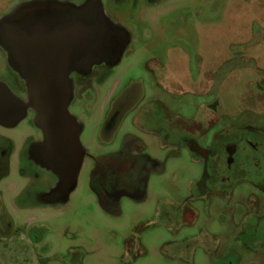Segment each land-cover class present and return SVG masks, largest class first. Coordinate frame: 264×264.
I'll use <instances>...</instances> for the list:
<instances>
[{
    "label": "rangeland",
    "instance_id": "1",
    "mask_svg": "<svg viewBox=\"0 0 264 264\" xmlns=\"http://www.w3.org/2000/svg\"><path fill=\"white\" fill-rule=\"evenodd\" d=\"M259 120L264 0H0V264H264Z\"/></svg>",
    "mask_w": 264,
    "mask_h": 264
},
{
    "label": "flooded vegetation",
    "instance_id": "2",
    "mask_svg": "<svg viewBox=\"0 0 264 264\" xmlns=\"http://www.w3.org/2000/svg\"><path fill=\"white\" fill-rule=\"evenodd\" d=\"M262 122V120H259L255 123H244L242 127L243 133L240 135V142L242 147V162H244V166H246L247 168L253 169L254 175L252 176L254 179L252 177L246 176V178H243V180L245 181L246 185L250 186L252 189H255L257 192L264 196V123ZM0 124L3 126L8 125L6 123ZM33 140L34 139H31V141L28 143L27 155L32 153L31 149L33 148L34 144ZM7 142V144L0 145V149H3V153L7 154L6 157L8 159V155L13 151V146L9 144V141ZM194 144L195 143H191V146H194ZM20 156V158L23 157L22 155ZM255 207H258V203L254 204L253 214L246 213V219H251L255 222L264 221V207L263 209H258Z\"/></svg>",
    "mask_w": 264,
    "mask_h": 264
},
{
    "label": "crops",
    "instance_id": "3",
    "mask_svg": "<svg viewBox=\"0 0 264 264\" xmlns=\"http://www.w3.org/2000/svg\"><path fill=\"white\" fill-rule=\"evenodd\" d=\"M242 52L240 53V54H238V56H236V57H229L228 59H226L224 62H223V64H225V67H226V63L228 62V61H231V60H237V59H239V58H241L242 57ZM239 57V58H238ZM184 58H185V60H186V62H187V66L185 67V73H186V75H188V80H189V87H187L188 89H193L194 87L199 91V92H201V93H203V92H205L206 91V89H202L203 91H200L199 90V87H200V85H199V80H194L193 79V75H194V71H196V77H198V78H201V76H203V74H200V72H198V67H197V69L195 68H193V63H191V62H189L190 61V59H189V57L187 56V55H184ZM197 58V57H196ZM170 60H171V58H169L168 56H166V58L163 60V67L161 68V70H159L158 71V77L160 78L159 79V81H158V84H159V86L161 87V90H166L167 92H170V91H172V84L173 83H177L178 85L180 84V82H181V80L180 79H178L177 78V81H174V80H172V79H170V77H169V75L168 74H166V72H165V69L168 67V64L170 63ZM198 65V64H197ZM194 67H196V66H194ZM231 71V70H230ZM254 73H256V72H254ZM195 76V75H194ZM257 78H260V75L259 74H257L256 73V75H255ZM196 82V83H195ZM154 85L156 86V83H154ZM153 85V86H154ZM154 86V87H155ZM191 86V87H190ZM157 89V88H156ZM156 89H155V92H154V95H155V101L157 100V101H159V102H162V100H164V98L162 97V94H161V90H159V92L158 93H156ZM170 90V91H169ZM110 92H112V89L111 90H109V91H107V96L105 97V99H104V103H103V105H104V107H103V114H104V112H105V110H107V109H115L116 111H117V109H118V107H115V106H113V107H109L110 106V103H111V100H112V97H110ZM248 93V91H246V94ZM158 96V97H157ZM157 109H160V107H156V108H154V110H157ZM118 112V111H117ZM117 112H115L114 114H112V116H113V118H114V116L117 114ZM118 115V114H117ZM130 118V117H129ZM128 118V116H124V118L122 119V123H123V125L124 124H126V122H130V120H128L129 119ZM132 118V117H131Z\"/></svg>",
    "mask_w": 264,
    "mask_h": 264
},
{
    "label": "water",
    "instance_id": "4",
    "mask_svg": "<svg viewBox=\"0 0 264 264\" xmlns=\"http://www.w3.org/2000/svg\"><path fill=\"white\" fill-rule=\"evenodd\" d=\"M48 95L49 94H47V93H44V94H42V96L41 97H39V99H41V101L40 102H46L47 101V99H48Z\"/></svg>",
    "mask_w": 264,
    "mask_h": 264
}]
</instances>
